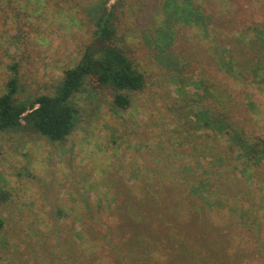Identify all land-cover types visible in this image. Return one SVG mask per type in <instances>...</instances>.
I'll list each match as a JSON object with an SVG mask.
<instances>
[{
	"label": "rangeland",
	"instance_id": "1",
	"mask_svg": "<svg viewBox=\"0 0 264 264\" xmlns=\"http://www.w3.org/2000/svg\"><path fill=\"white\" fill-rule=\"evenodd\" d=\"M97 1L17 0L0 13V97L15 63L21 97L54 88L65 68L81 56ZM116 2L117 44L144 75L145 88L131 95L126 111L112 106L111 91L89 90L78 98L81 121L63 142L0 132V189L10 194L0 208V264H118V256L100 237L119 222L113 210L128 194L140 192L144 182L159 176L174 180V174L184 176L193 166L190 160L169 158V153L170 147L185 144L187 132L196 143L197 68L206 70L234 101L230 106L237 124L252 137H264V91L256 84L237 83L212 63L230 54L229 44L237 36H253L256 28L264 32V0H111L110 5ZM193 157L199 167L197 153ZM200 164L207 165L204 157ZM226 165L232 175H240L238 162ZM251 183L255 188V179ZM258 186L251 210L259 212L261 223L247 224L248 217L233 210L234 200H227L226 207L207 208L198 216L207 221H200L199 234L212 235L213 249L201 241L205 237L172 233L163 241L164 257H173L172 264H263L264 184ZM238 191L234 195L245 204L246 193ZM234 213L241 225L234 222ZM116 238L120 252L137 241L129 233L125 246ZM217 244L225 255L217 253ZM157 248L151 244V256ZM140 260L153 264V257Z\"/></svg>",
	"mask_w": 264,
	"mask_h": 264
},
{
	"label": "trees",
	"instance_id": "2",
	"mask_svg": "<svg viewBox=\"0 0 264 264\" xmlns=\"http://www.w3.org/2000/svg\"><path fill=\"white\" fill-rule=\"evenodd\" d=\"M16 1L0 0V13ZM110 1L98 0L94 5L93 30L82 46L81 56L75 65L65 68L54 88L36 96L21 97L19 65L15 63L11 67L13 74L6 83L5 93L0 97V132L40 134L52 142H63L81 121L82 107L78 98L89 90L111 91L112 106L116 110L126 111L132 106L131 95L145 88V77L117 44L118 6L117 2L110 5ZM256 32L253 36H237L235 42L229 44L230 54L212 59V63L237 83L245 86L256 84L259 90L264 91V32L259 28H256ZM240 41H248L249 44L245 47ZM239 54L245 57L240 58ZM195 86L197 113L194 115V125L197 138L193 139L196 143L190 132H187L185 144L176 150L170 147L169 153V158H184L190 160L193 166L184 176L174 174V180L162 181V176H159L151 179L152 182H144L140 192H132V196L128 194L126 200L113 210L119 222L113 229L109 227V235L100 237L109 243L113 254L118 256V264H140L141 258L145 263L149 262L150 257H153V264H172L173 257L169 260L164 257L166 245L163 243L167 234L172 233L178 237L186 232L190 239L205 237L207 240L201 241L207 242V247L213 249V241L209 240L212 235L207 238L205 234H199L200 221L207 222L202 218L207 208L226 207L227 200H234L233 210H240V216H247V224L261 223L259 212L252 211L251 207L257 205L255 196L259 183L264 184V137H252L253 133L237 124L230 106L234 101L227 98L226 91L218 87V81L212 79L206 70L197 68ZM213 142L214 145H211ZM183 147L186 149L182 150ZM209 147L215 154H211ZM195 153L199 167L198 162L193 161ZM201 157L206 159V166L200 164ZM232 160L238 162V176L244 178L231 174L226 164ZM218 163H223L225 167H219ZM211 165L213 168L210 169ZM253 179L257 182L255 188L251 185ZM238 189L247 195L245 204L239 203L242 197L239 199L234 195V192L238 194ZM9 200L10 194L0 189V208ZM184 214L187 215L186 220ZM200 215L202 217L198 220ZM239 218L236 214L233 220L241 225ZM2 228L3 221L0 220V230ZM128 233L131 237L137 235V241L133 240L136 246L120 252L114 238L117 237L116 240H121L125 246ZM78 236L82 239V232ZM131 242L130 239L128 243ZM151 244L158 246L154 249V256H151ZM200 253L197 252V257ZM217 253L225 255L227 252L218 246ZM262 253L264 264V251ZM181 258L190 262L187 256L181 255ZM220 259L227 262L223 256ZM227 259L230 261L228 255ZM203 262L206 263L200 260L198 264ZM52 264L58 263L53 261Z\"/></svg>",
	"mask_w": 264,
	"mask_h": 264
}]
</instances>
